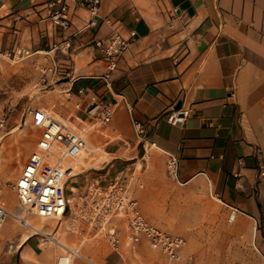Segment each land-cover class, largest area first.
Instances as JSON below:
<instances>
[{"label": "crops", "instance_id": "0c3cea01", "mask_svg": "<svg viewBox=\"0 0 264 264\" xmlns=\"http://www.w3.org/2000/svg\"><path fill=\"white\" fill-rule=\"evenodd\" d=\"M51 2L0 0V47L11 38L25 46L44 37L50 43L44 50L48 56L54 58L60 50V60L68 63L64 79L56 84L63 100L69 90L68 102L75 103L78 91L90 88L114 105L106 124L84 108L76 109L91 141L110 156L107 166L87 169L86 186L106 177L108 182L116 175L128 177L131 166L125 162L142 158V138L164 159L167 152L179 159L178 181H169L165 166H145L138 175L140 186L130 181L149 221L185 238L157 220L164 187L175 183L194 194L208 192L223 210H237L232 232L244 233L264 260V184L259 176L264 169V0H100L93 17L87 8L70 3L65 30L51 23L50 12L60 7ZM114 31L129 38V45L105 82L101 75L106 66L95 41ZM178 100L191 114L183 124L173 125L166 118ZM134 120L143 124L140 136ZM75 183L71 199L78 189ZM3 223L0 248L1 240L13 234L11 222ZM60 226L54 232L58 240ZM28 230L13 234L19 240L14 251L20 255L15 259L6 254L8 264H26ZM49 256H43L45 263L57 264L52 253ZM72 260L64 252L58 255L59 263Z\"/></svg>", "mask_w": 264, "mask_h": 264}, {"label": "rangeland", "instance_id": "374dc122", "mask_svg": "<svg viewBox=\"0 0 264 264\" xmlns=\"http://www.w3.org/2000/svg\"><path fill=\"white\" fill-rule=\"evenodd\" d=\"M23 44L11 38L9 43L2 44L0 47V117L4 118V126L0 128V201H3L10 211L18 209L17 195L13 188L14 181L23 163L34 149L41 132V128L32 120L33 111L42 108L49 110L53 116L72 129L85 132L89 146L95 145L84 129V124L77 119V108L74 103L68 102L69 99L63 100L61 98L63 92L56 85L64 79L62 70L64 65L68 64L60 60V55L63 53L58 50L59 53H55L54 58H50L44 51L49 49L50 43H47L44 37L38 43H27L25 46ZM50 67L54 69L49 70ZM152 148L148 146L144 151L142 147L140 160L137 161V158H134L125 163H129L131 168L134 166L131 163H141L143 166L141 172L145 166H165L163 155ZM95 153L82 158L83 164H78L77 175L68 178L69 186L76 180L75 185L78 187L77 192L73 194L74 198L71 199L72 204L81 201L82 199L78 196L85 195L87 192L88 187L85 183L87 169L93 170V168L107 166L105 162L110 156L96 163H90L99 156ZM104 170L99 169L102 173ZM88 177H90L89 174ZM106 184H108V177L99 181L100 186ZM166 187H164L160 204L162 212L155 215L159 217L157 220L168 229L185 237L186 245L183 253L192 257L193 264H264L263 257L252 246L251 240L244 233L237 235L232 232L234 220H229V211L223 210V205L216 198L208 192L194 194L192 190H187L175 183L168 184ZM143 213L150 218L144 211ZM28 218L29 221L40 219L36 215H29ZM44 220L46 221L44 229L49 232H55L62 221L55 218ZM5 221L11 222L10 231L12 230L13 234L20 232L21 235L26 229L10 217H7ZM113 221H115L119 237L117 248L109 244L104 234L93 235V228L85 220L76 217L63 219L57 232L60 242H64L72 249L79 248V253L85 254L92 262L82 257H74L73 264L76 262L81 264H93V262L96 264H170L162 253L152 249L146 241H141L133 248L129 246L125 240V221L123 219ZM28 233H31L30 247L29 251H25L23 255L26 264H46V258L50 257V253L57 264H67L58 262V255L62 252L68 258H72L69 250H64L58 246L59 244L47 243L41 234L32 233L31 230H28ZM13 234L12 237L1 240L0 264L10 262L6 259V254L12 253L15 259L20 255L19 250L14 251L16 242L18 243L19 240H16ZM44 255L46 258L43 257Z\"/></svg>", "mask_w": 264, "mask_h": 264}, {"label": "built area", "instance_id": "2783aa9c", "mask_svg": "<svg viewBox=\"0 0 264 264\" xmlns=\"http://www.w3.org/2000/svg\"><path fill=\"white\" fill-rule=\"evenodd\" d=\"M57 2L60 7L50 12V20L54 26L65 30L70 25V3L87 8L93 17L97 14L100 0H53L51 6ZM90 23L94 24L95 19H91ZM130 35L133 36L134 32ZM128 45L129 38L118 31L95 41V47L106 66V72L101 75L105 82H108L109 73L116 68ZM63 47L68 48L69 42L64 41ZM48 69L52 70L54 67ZM70 95L68 90L66 99H70ZM78 96L79 100L74 103L77 109L84 108L85 112L100 124H106L112 119L114 105L111 102L105 101L90 88H81ZM190 114L189 107L180 106L170 111L166 120L173 125H181ZM32 117L41 132L13 184L23 215L12 214L4 202L0 201V226L7 217L27 227L29 215L62 220L72 214L85 220L93 228V235L104 234L109 244L117 248L119 237L113 220L123 219L126 224L125 240L132 248L141 241H146L152 249L162 253L170 264H193L192 257L183 253L185 238L167 232L149 221L133 196L130 181L138 182V175L143 167L141 163H133L134 166L128 170V177L116 175L104 186H100L98 182H89L86 194L79 197L82 200L72 204L69 191L73 190L68 185V178L78 172H72L71 163L82 153V158H85L95 152L96 146H89L83 132L72 129L53 116L49 110L42 108L33 111ZM133 125L140 136L143 133V124L134 120ZM3 126L4 118L0 117V128ZM139 141L146 151V141L142 138ZM178 167L179 159L176 154L167 152L165 169L167 176L173 181H178ZM259 176L264 184V169L259 171ZM138 185L140 186L139 182ZM236 211L235 208L229 211V220H234ZM34 233L41 234L45 240L52 234L37 230ZM56 241L58 242V239ZM69 254L73 255L72 258L80 257L78 250H69Z\"/></svg>", "mask_w": 264, "mask_h": 264}, {"label": "bare ground", "instance_id": "6f19581e", "mask_svg": "<svg viewBox=\"0 0 264 264\" xmlns=\"http://www.w3.org/2000/svg\"><path fill=\"white\" fill-rule=\"evenodd\" d=\"M0 138H1V136H0ZM89 145V144H88ZM96 155L97 154H99V156L97 157V158H95V160L93 161V162H90V163H96V162H98L100 159H102V158H105L106 157V154H105V152L101 149V148H99L98 146H96ZM82 156H83V153H82V155H80V156H78V157H75L74 158V160H73V162L71 163L72 165H71V167H72V172L73 173H75V172H77L78 170H79V165H81V164H83V162H82ZM94 158V157H93ZM79 164V165H78ZM84 165H89L88 163H84ZM10 211V210H9ZM12 214L14 213V214H16V215H20V216H22L23 215V211H22V209L18 206V209H16V210H12V211H10ZM28 220V226L27 227H25V228H27V229H29V230H31L32 231V233H34L36 230L37 231H42V232H49V231H46L45 229H44V225H43V220L44 219H46V218H43V217H40V219H43V220H40L38 223L36 222V223H34L33 225L30 223V221H29V218H27ZM43 225V226H42ZM40 226H42V227H40ZM55 238V239H54ZM57 240V237L55 236V233L54 232H52V234L47 238V240H46V242L47 243H52V244H59L64 250H78L79 251V249L77 248V249H72V248H70V247H68V246H66L64 243H62V242H60V240H58V242L56 241ZM80 252V251H79ZM73 254V253H72ZM72 254H70L71 255V257L73 256ZM79 256L81 257V255H80V253H79ZM92 263V262H91ZM93 264H96V263H94L93 262Z\"/></svg>", "mask_w": 264, "mask_h": 264}, {"label": "water", "instance_id": "95a60500", "mask_svg": "<svg viewBox=\"0 0 264 264\" xmlns=\"http://www.w3.org/2000/svg\"><path fill=\"white\" fill-rule=\"evenodd\" d=\"M180 106H181V101L178 100V101L176 102V104L174 105V109H178ZM180 115H181V113H180Z\"/></svg>", "mask_w": 264, "mask_h": 264}]
</instances>
